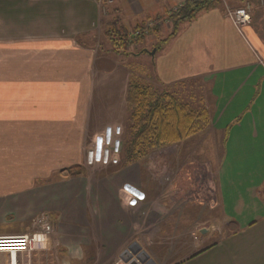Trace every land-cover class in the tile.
Listing matches in <instances>:
<instances>
[{
    "label": "crops",
    "instance_id": "crops-1",
    "mask_svg": "<svg viewBox=\"0 0 264 264\" xmlns=\"http://www.w3.org/2000/svg\"><path fill=\"white\" fill-rule=\"evenodd\" d=\"M105 1L106 11L102 0H0V226L9 214L20 219L10 208L47 207L59 219L67 264L88 253L98 264H264V87L247 86L257 72L244 73L251 56H199L195 48L243 34L224 6L170 37L165 21L145 47L159 59L154 73H137L112 40L102 50L84 36L160 23L185 0ZM252 20L244 32L261 45ZM195 21L199 30L182 34ZM132 74L210 115L203 130L162 146L159 166L147 156L126 162ZM74 166L81 173L73 176ZM125 184L145 199L126 204ZM14 255L0 252V264H22Z\"/></svg>",
    "mask_w": 264,
    "mask_h": 264
},
{
    "label": "rangeland",
    "instance_id": "rangeland-1",
    "mask_svg": "<svg viewBox=\"0 0 264 264\" xmlns=\"http://www.w3.org/2000/svg\"><path fill=\"white\" fill-rule=\"evenodd\" d=\"M248 2H250L252 4V11H251L252 19H253L252 20L253 21L252 29L255 30L254 32H256L258 34L259 38H261L260 39V42L262 43L261 45H260V43H258L256 40L253 39L252 34L250 35L249 29L248 30L245 29V36H244V31H243V35H241V36L238 35V33L236 32L237 36L234 35L231 40L227 41V45H225V46H223L222 44L221 45H215V46H211V45L205 46L206 41L204 42L203 40H200L201 43L195 44V48H196V50H199V56L201 54L204 55L201 50H205L206 52H210V55H212L213 57H216L217 55H219V53H221L222 55H223V53H225L228 55V58L231 57V59H233V60L244 59V61H245V58L249 59L251 56V59H254V61L256 63L253 64L254 65L253 67H249V68L244 67V73L249 71V70H257V72L253 78L246 80L247 86L264 87V4H261V0H246L244 3L239 2V0H222V1H218L217 3H215V5L213 7H211L210 9L217 8V7L222 9L224 6L225 12H226V9L228 7H232V8L244 7V5ZM107 3H108L107 1L102 0L101 4L104 5V6L102 5V7L104 8L105 11H106L105 7L107 6ZM180 6L181 5H178L177 7L173 8L169 12V14L166 16L167 18L162 19V22L159 23L160 20H158L157 18L145 21L143 23L144 28H141V29L138 28L139 30L136 32L133 30L132 31L129 30L128 36H125L123 31H117L115 26L111 27L112 29L116 30L119 33V35L117 37H120V39H122V40L124 39L122 41V47L119 48V51H120L119 54L121 55L120 59L123 60L124 64H126L131 70H133L137 73H143V74H149V75L154 73L155 64L158 62L159 59L157 57L155 59V62H154L153 57L150 56L151 55L150 50H148V52H145L147 50V49H145V47L148 49L153 47V45L155 44V41L158 40V36H157L156 32L162 31V26L164 23H166L165 21H169V15H171V12L174 10H177ZM201 12H203V11H201ZM152 20H153V24H151V26H149V24H150L149 22ZM161 23H163V24H161ZM160 24H161V26H160ZM193 24L194 25H192V27H190L188 30H187V27L186 28L181 27L180 30H182V34H184L185 36H188V34H190L191 32H194V33L197 32L199 29L196 30L195 26H199L198 22L195 21ZM155 26L157 27V30L154 32V31H152V29L155 28ZM111 28L108 27V25H107L106 28H105V26L102 28V29H104V31L102 30L100 33L97 31L91 32L89 36H84V37L87 39H90V40L93 38L94 43L98 42V40H99L100 44H101V49L103 50V48H106V46H107L104 43V39L108 40V38H109V40H112L108 34V32L111 31ZM193 30H196V31H193ZM140 31L145 34V37L141 41L135 42V40H133V38H134V36L136 37L137 32H140ZM134 32H135V34H134ZM0 34H1V32H0ZM168 34H169V32L166 31V36H168ZM84 37H82L80 39H84ZM183 38H185V37H183ZM241 38H243L244 41ZM0 39H1V35H0ZM215 40L217 42L220 41L218 39H215ZM195 42H198V41H195ZM261 47H263V49ZM253 48L256 50L259 57L263 61V63L261 62L262 64L260 62L258 63V61H256L255 57L251 53L250 49H253ZM122 55H124V56H122ZM260 58H259V61H260ZM143 79H145V78H143ZM186 84L188 85L189 83L186 82ZM185 101H187V100H185ZM196 102L197 101L194 102V100H193V101H190V104L193 106ZM129 113H130V111H128V119L126 120V123H125L126 124L125 127L127 128V130L125 131L124 135H126L125 136L126 138L128 137L127 135H129V129H128L129 128ZM161 147L153 148V149L149 150L148 153L145 155V156H147L149 162H151L152 167L159 166L158 164L161 162V159L159 157V152H160V150H162ZM91 148L92 147H89L88 150ZM114 161H116V159ZM79 168L80 167L77 168L76 166H74V167L69 169L70 172L68 171V173H70L71 175L74 176L75 174H73L72 171H74L75 169L78 170ZM65 173H67V172H65ZM60 175H62V171H61V169H58L57 172L54 174V176H52V178L56 177V179H58ZM35 179H36V183H38V184L39 183H41V184L45 183V180H47V179H44L42 177L40 178L39 175H37V177ZM124 186L122 187L121 191H122V199L125 202V198H124L125 193H123ZM129 206H131V205H129ZM15 209L18 211H15ZM10 211L11 212L15 211V214H17L18 217H20V219H18L17 217H15L12 214H9L7 216L8 222L5 224H2V226H0V228L4 226V230H3V232H1L2 235L0 234V236L12 237V236L24 235L27 233H33L37 229L36 224H37L38 220H42V219H44L43 224L49 223L52 228H51L50 235H49V241H48V243L46 245L47 247L45 249L33 250V251H28V252H17V253L6 252L7 254L17 255L18 261H21L22 264H67L66 261L70 257L67 255V253L65 251L66 248L64 245V241H60L59 235L57 233V227L59 225L58 217H55L54 215H52L50 213V211L48 210V208L45 206H40V207L36 206L35 208H28V207H26V208H14L13 207V208H10ZM4 217L5 216H3V219H4ZM14 218L16 219V221H18V223L20 222L21 224L16 225L14 223H11V221ZM15 226H18V229L17 228L14 229L13 227H15ZM5 228H7V229L5 230ZM11 232L12 233L14 232L17 234L16 235H14V234H3V233H11ZM95 258H96V255L88 253V254L82 255L77 262L70 259L71 260L70 263L71 264H98V262L97 263L94 262ZM11 260L12 259L10 257V261ZM108 264H114V262L110 261Z\"/></svg>",
    "mask_w": 264,
    "mask_h": 264
},
{
    "label": "trees",
    "instance_id": "trees-1",
    "mask_svg": "<svg viewBox=\"0 0 264 264\" xmlns=\"http://www.w3.org/2000/svg\"><path fill=\"white\" fill-rule=\"evenodd\" d=\"M218 1L222 0H185L169 15L172 24L169 37L178 32L181 23L191 21L201 11L210 9ZM245 1L239 0L241 3ZM138 28H144V24H138L135 32L139 30ZM156 30L155 26L152 31ZM108 34L114 49L119 50L124 39L117 37L119 33L112 28ZM124 35L128 36L129 32L125 30ZM144 37L145 34L140 31L133 40L141 41ZM127 102L130 113L126 162L144 157L153 148L170 145L190 137L207 127L210 121L205 106L195 108V104L192 106L167 90H157L133 74L128 85ZM72 173L80 174L81 169H75Z\"/></svg>",
    "mask_w": 264,
    "mask_h": 264
},
{
    "label": "built area",
    "instance_id": "built-area-1",
    "mask_svg": "<svg viewBox=\"0 0 264 264\" xmlns=\"http://www.w3.org/2000/svg\"><path fill=\"white\" fill-rule=\"evenodd\" d=\"M261 4H264V0H261ZM251 11L252 4L248 2L244 5V7H228L225 14L226 17L233 22L239 32L243 34L244 28L252 19ZM149 23V26H151V24H153V20ZM138 34H140V32H137V35ZM123 193H125V202L131 206H135L138 201L145 199V193L130 184H125ZM43 222L44 219L38 220L36 224L37 229L33 233L12 237H0V252L17 253L45 249L49 241V235L52 227L49 223L43 224Z\"/></svg>",
    "mask_w": 264,
    "mask_h": 264
},
{
    "label": "water",
    "instance_id": "water-1",
    "mask_svg": "<svg viewBox=\"0 0 264 264\" xmlns=\"http://www.w3.org/2000/svg\"><path fill=\"white\" fill-rule=\"evenodd\" d=\"M155 53V50L151 51V54H154Z\"/></svg>",
    "mask_w": 264,
    "mask_h": 264
}]
</instances>
